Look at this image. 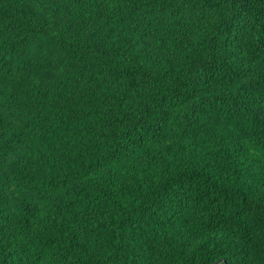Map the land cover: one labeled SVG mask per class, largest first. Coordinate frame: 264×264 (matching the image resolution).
Segmentation results:
<instances>
[{
    "label": "trees",
    "instance_id": "1",
    "mask_svg": "<svg viewBox=\"0 0 264 264\" xmlns=\"http://www.w3.org/2000/svg\"><path fill=\"white\" fill-rule=\"evenodd\" d=\"M0 264H264V0H0Z\"/></svg>",
    "mask_w": 264,
    "mask_h": 264
}]
</instances>
